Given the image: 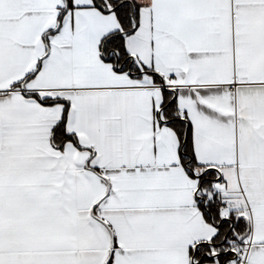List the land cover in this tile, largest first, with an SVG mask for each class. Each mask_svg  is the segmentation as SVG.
<instances>
[{"label": "snow or ice", "instance_id": "6c2138e0", "mask_svg": "<svg viewBox=\"0 0 264 264\" xmlns=\"http://www.w3.org/2000/svg\"><path fill=\"white\" fill-rule=\"evenodd\" d=\"M0 264H264V0H0Z\"/></svg>", "mask_w": 264, "mask_h": 264}]
</instances>
